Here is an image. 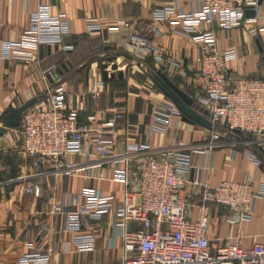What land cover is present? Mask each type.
I'll list each match as a JSON object with an SVG mask.
<instances>
[{
    "label": "built area",
    "instance_id": "2783aa9c",
    "mask_svg": "<svg viewBox=\"0 0 264 264\" xmlns=\"http://www.w3.org/2000/svg\"><path fill=\"white\" fill-rule=\"evenodd\" d=\"M157 1L171 4L154 9L153 18L168 19L178 34L199 45L200 85L193 99L213 124L207 147L218 146L219 125L227 126L231 132L246 137L232 140V146L247 148L248 157L260 166L261 160L251 147L264 150V80L231 75L229 63L238 59L237 51L221 49L214 29L216 26L229 31L242 25L249 9L257 11L259 0H196L198 9L190 12L179 9V0ZM29 15V27L18 40L0 39V75L4 62L29 65L37 61L42 48H60L64 52L74 49L66 42L71 34V22L66 14H53L51 7L44 4ZM102 29L98 19L87 20L89 34ZM250 34L255 36L257 32L251 30ZM131 41L132 47H148L147 39L138 34H132ZM162 58L158 52L157 60ZM174 66L180 68L179 64ZM53 70L51 67L44 73L52 76ZM106 70L110 74L115 72L112 63ZM104 86L103 79H94L87 91L78 95L74 108L68 105L65 91H49L41 102L23 113L19 129L9 130L0 138L20 144L23 153L35 158L38 166L41 161L55 163L53 173L65 178L79 176L86 170L85 177L91 179V169L96 167L90 163L92 158L111 160V174H100L98 180L120 184L124 191L122 200L85 186L81 191L82 204L77 208L58 205L46 214L47 217L56 213L64 216L62 233L71 237L74 250L93 252L96 236L82 234L83 225L86 220L96 222L113 214L115 227L121 232L122 264H264V243L252 248L232 244L212 254L208 238L209 205L231 211L228 219L231 223L250 221L257 201L264 198V181L248 178L213 187L202 179L204 167L193 164L194 155L205 153L202 147L154 156L148 155L153 151L149 144L120 143L118 131L126 122L125 112H114L109 117L108 110L94 108L82 120L87 110L85 98L90 96L96 100ZM156 93L160 91L156 89ZM175 117H182L179 109L171 101L163 100L154 108L150 132L166 134ZM130 156L138 157L134 160ZM68 158L74 159L68 161ZM187 184L201 189L202 204L195 220H191L183 196ZM26 192L40 197L42 188L36 184ZM130 223L136 224V228L131 230ZM49 234L46 220L38 229L40 247L19 257L15 264H51L57 248L47 243Z\"/></svg>",
    "mask_w": 264,
    "mask_h": 264
},
{
    "label": "crops",
    "instance_id": "0c3cea01",
    "mask_svg": "<svg viewBox=\"0 0 264 264\" xmlns=\"http://www.w3.org/2000/svg\"><path fill=\"white\" fill-rule=\"evenodd\" d=\"M44 4L51 7L53 14L67 15L71 22V34L66 42L74 49L64 52L60 48H42L37 61L25 66L4 62L0 75V116L10 105L17 107L55 90L65 91L68 105L76 107L78 95L86 92L94 79H102L100 65L107 63L108 58H115L114 62L118 64L115 73H123V78L115 77L108 82L103 80L105 86L99 97L96 100L90 96L85 98L87 110L82 120H86L94 108L108 110L109 117L114 112H125L127 119L118 131L119 142L149 144L153 151L148 155L187 152L191 147L204 148V154L194 155L193 164L204 167L202 179L209 181L213 187L225 181L243 182L248 178L264 181V156L259 149L251 147L261 160V165L256 166L248 157L247 148L232 146V139L227 138L220 128L218 146L212 149L207 147L212 129L188 124L179 117L174 118L166 134L150 132L155 106L168 99L161 92L156 93L158 88L150 79L149 65L164 73L192 98L200 85L197 78L199 45L178 34L168 19L157 21L152 16L154 9L170 5V2L0 0V39L18 40L29 27L30 12ZM178 7L190 12L197 10L198 4L196 0H179ZM90 18L98 19L103 29L89 34L87 20ZM113 28L118 29L114 31ZM214 29L221 49L237 51L238 59L229 63L231 75L264 80V0L255 14L247 16L242 25L229 31L219 30L216 26ZM251 30H256L257 35L252 36ZM132 34L146 38L148 47H132ZM158 52L162 53V60H157ZM175 64H179L180 68H176ZM51 67H54L52 76L46 75L44 71ZM87 69H90L89 74ZM205 117L209 120L208 115ZM3 147L8 148L16 170L13 172L11 165L0 167V171L4 170L8 177L0 182V264H15L25 253L35 252L40 247L39 226L46 220L50 228L46 241L57 248L51 264H122L121 232L115 227L113 214H107L96 222L86 220L81 233L96 236L95 250L87 253L76 252L71 237L62 233L65 225L62 214L46 216L58 205H70L72 208L81 205V191L85 186H92L102 195H113L122 200L124 191L120 184L98 180L100 174H111V160L98 156L92 158L90 163L96 167L91 169V179L85 177L86 170L79 176L65 178L53 173L55 163L41 161L38 166L35 158L25 155L14 143H6ZM137 157L130 156L134 160ZM73 159L68 158V161ZM190 179H193V174ZM36 184L42 188L40 197L26 192ZM200 192L199 187L189 184L183 189L191 220L197 218L198 207L202 204ZM230 215L231 211L209 205L208 238L212 254L232 244L252 248L264 243V198L257 201L250 221L231 223L228 221ZM129 228L135 229L136 224L130 223Z\"/></svg>",
    "mask_w": 264,
    "mask_h": 264
},
{
    "label": "water",
    "instance_id": "95a60500",
    "mask_svg": "<svg viewBox=\"0 0 264 264\" xmlns=\"http://www.w3.org/2000/svg\"><path fill=\"white\" fill-rule=\"evenodd\" d=\"M262 1L263 0H259V6L262 4ZM254 14L255 11L253 9H249L247 11L248 17H251ZM107 61V63H102L99 67L102 79L105 82H108L109 80L115 79V77L123 78V73L121 72H119L118 74H116L115 72L110 74L106 70L109 63H113L112 69L114 71L118 69V64L114 62L115 58H108ZM89 72L90 69H87L88 74ZM150 79L158 88V90L179 109L183 122L191 125L199 124L204 128L213 129L212 122L205 117V115H207V112L201 108L195 107L194 99L188 93L174 84L164 73H162L161 71H153L150 74ZM43 98L44 96L40 98H33L17 107L10 105L0 116V138H2L9 130L19 128L21 125L23 113L29 108L38 104L39 100H42ZM262 152L264 153V150H262Z\"/></svg>",
    "mask_w": 264,
    "mask_h": 264
},
{
    "label": "rangeland",
    "instance_id": "374dc122",
    "mask_svg": "<svg viewBox=\"0 0 264 264\" xmlns=\"http://www.w3.org/2000/svg\"><path fill=\"white\" fill-rule=\"evenodd\" d=\"M102 63V62H101ZM219 128H222L224 130V126H220L219 125ZM227 135V134H225ZM229 136V135H227ZM233 137V138H232ZM229 136V139L231 138L232 140H237V137L235 136ZM244 139H246V137L244 136ZM0 167L2 166H5V165H8L11 161V156L8 154L9 153V150L8 148H4L3 146L5 145L6 146V143H9L6 139H0ZM18 148L19 150H21L20 148V144H18ZM4 153V154H3ZM9 176L11 174V171L8 172ZM8 177H6V172L4 170H1L0 171V182H3L7 179Z\"/></svg>",
    "mask_w": 264,
    "mask_h": 264
},
{
    "label": "trees",
    "instance_id": "16d2710c",
    "mask_svg": "<svg viewBox=\"0 0 264 264\" xmlns=\"http://www.w3.org/2000/svg\"><path fill=\"white\" fill-rule=\"evenodd\" d=\"M101 61H103V59L101 60ZM148 73H149V75L153 72V71H158V70H156L155 68H154V66H152V65H149L148 66ZM194 106L195 107H197L196 105H195V103H194ZM20 128V127H19ZM19 128H17V129H19ZM222 131H223V133H226L227 135H229V136H235V137H237V139H239V140H243L244 139V136L243 135H241V134H238V133H233V132H231L229 129H228V127L227 126H224V130L222 129V128H220ZM229 136H227V138L229 137ZM259 152L260 153H262V155L264 156V153L262 152V150H259ZM11 162L8 164V165H11V170L13 171V172H15V167H13V165H14V163H15V161L13 160V157L11 156V160H10Z\"/></svg>",
    "mask_w": 264,
    "mask_h": 264
}]
</instances>
